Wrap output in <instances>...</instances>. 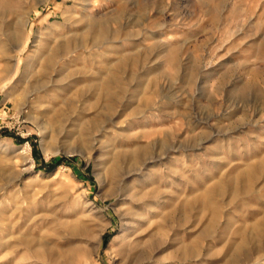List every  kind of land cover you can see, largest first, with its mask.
Segmentation results:
<instances>
[{"label":"rangeland","instance_id":"374dc122","mask_svg":"<svg viewBox=\"0 0 264 264\" xmlns=\"http://www.w3.org/2000/svg\"><path fill=\"white\" fill-rule=\"evenodd\" d=\"M72 32L83 48L52 77L82 102L76 125L95 123L88 144L77 128L68 138L62 113L43 116L53 101L25 107L41 49ZM263 157L264 0H0V264H123L124 237L156 245L147 264H264V166L247 174ZM236 172L240 190L256 186L236 204L232 187L214 195L215 224L185 209Z\"/></svg>","mask_w":264,"mask_h":264},{"label":"bare ground","instance_id":"6f19581e","mask_svg":"<svg viewBox=\"0 0 264 264\" xmlns=\"http://www.w3.org/2000/svg\"><path fill=\"white\" fill-rule=\"evenodd\" d=\"M63 27H65V26L63 25ZM60 28H61V26H60ZM18 36H20V33L15 34V38L18 37ZM102 38H103V35L101 33H97V36L95 37L96 41H95L94 46L102 47V45L104 44V43H102ZM77 39H78V36H76V34L72 32L71 35H68V37L66 36V38H64L65 41H64L63 44L52 45V44H54V43H52L51 45L50 44L45 45L46 47L41 49V52L39 53L40 56H39V59L37 61L38 63H41L40 61L43 62V64L40 65L39 70H38V74L40 76V79L37 78L31 84L29 83L30 84V90L28 91V95L25 98V107L28 108L29 111H31L32 108H34L33 104H35V103L38 104V103L47 102V103L50 104V102L53 101L54 106L52 108L49 107L47 110H45V112H43V116L45 118H48L49 116H51L52 114H54L56 112H57V114L59 112H60V114L62 113L64 115L63 116L64 117L63 118L64 121L67 123L68 128H70L69 130L66 131L67 134H68V138L69 137L71 138V137L74 136V135H72L71 130L73 131V129L76 130V128H77L78 130L81 131V134L84 133V134H87V136H89V139L85 140L86 144H88L89 140L92 139V135H91L92 133L90 134L91 130L89 128H86L85 125L90 124L93 128H95L94 127L95 123L93 122L92 119L89 120V121L85 120V119H82L81 123L77 124L78 125V127H77V125H76L77 120L75 118V115H77L78 112L83 114V113L86 112V110H85V108H82V110L79 111L80 107H78V103H80L81 101L75 102L74 100L67 99V97H66V99L62 98V95H63L62 93L66 89V87L62 86L63 80H62L61 77L57 78V79L52 77L53 76L52 74L53 73H57V69L59 67L61 68L63 66V65H61V60L62 59H65V58H68V57H73L74 54L76 55L77 51H79L80 49L83 48V45L78 43ZM38 74H36V75L33 74V75L37 76ZM90 83L86 86V92L84 91L85 95H88V94L90 95L93 92V90L95 89V85L94 84H90ZM101 90L105 92V89L101 88ZM41 95H43V96H41ZM31 104L33 106H30ZM40 105L44 106L42 104H40ZM92 109H95V107L92 108ZM62 124H64V123H62ZM115 124H117V123H115ZM46 125L48 126L49 123L46 122L42 126V128H41L42 129V135H46L45 133L48 130ZM63 130H64V125H62L60 131H56V133H58V132L60 133ZM102 131H100L101 133H100V136H99V139H98L99 142H101V139L105 137L104 134L106 132H105V130H102ZM83 144L85 145L84 141H83ZM145 151L146 150L145 149L142 150L141 147L137 148L135 150V152L132 153L133 160H135L136 163L139 162L141 160V158L143 156V153ZM128 154H129L128 150H120L118 156H115V159H117L118 161H124L126 156L128 157ZM145 154H147V153H145ZM150 160H154V158L150 159ZM263 166H264V157L261 160H259L258 163H256L255 166H249L248 165L247 174L250 175V177L252 178L254 176V173L258 169L262 168ZM115 172H118V171L116 170ZM128 176L131 177L132 173L131 174L129 173ZM245 176H246V174H244L242 172H236V174L234 175L233 179H229V180H221L220 179V180H216V181L212 182L209 186H207V189L205 190L204 194L198 195L195 198H193L192 200H190V202L186 203L185 206H184L185 209H190L192 207L201 206L202 209L212 210L214 212L213 220H214V224H215L216 220H217L216 212H217L218 206L216 204H214L213 202H210L211 198L214 195H218V196H222V197L225 196L227 194L228 188L232 187L233 191L230 194L232 195V199L235 201V204H236V202L238 201V198L240 197V195L242 193L243 194L244 193L245 194H251L253 192L255 186H256L255 181L257 180V178L255 176L254 180H253L254 182L251 183V185L249 187H246L245 190H240L238 187H239L240 183L242 182V179ZM157 193H159V192H157ZM133 199L138 201V202H141V205L145 204V202L147 200L146 196L142 195V194L134 195ZM132 203H136V202H132ZM158 203H159L158 201H154L153 202V204H155V205H157ZM160 204L161 203H159V205ZM134 213L135 212L132 213V210H130V209L129 210L127 209V211H126V214H128V216L129 215L131 216L132 214L134 215ZM176 213H177V210L171 207L170 211H168L167 213L164 214V216H165L164 218L167 219L169 221V223L171 221L173 222V219L175 218ZM136 216H139V215H137V213H136ZM252 229L255 232H259L258 226H253ZM163 230H164L163 227H161V226L158 227L157 232H156V236L157 235H161L162 233H164ZM209 232H210V228H206L202 232V234H201V236L199 238H203V237L207 236L209 234ZM123 236H125V235H123ZM156 236L155 237L154 236H150V238L151 239H155ZM127 238L128 237H126V238L124 237V239H122L123 241L121 240L122 241V245L120 246V248L118 250V257L119 256L121 257V259L123 260V264H147L153 259L152 258V255H153L152 251H154L156 245H149L147 249H143L142 240L134 238V237L133 238H128V239ZM198 240L199 239H197V241ZM245 242H246V238L242 239L241 245L244 244ZM15 245H20V246H22V247H24L26 249L33 250L35 256L37 258H39V257L41 258L40 251H42V248H41L42 246L40 248H36V247L33 246L31 241L26 240L23 237H20L19 240L15 243ZM89 247L87 246V249H89ZM87 249L83 248V247L82 248L81 247L78 248L79 252L83 253V254H85L86 251H88ZM181 250H182V256H181L182 259L186 258V256L188 257V250H186L185 248H182Z\"/></svg>","mask_w":264,"mask_h":264}]
</instances>
